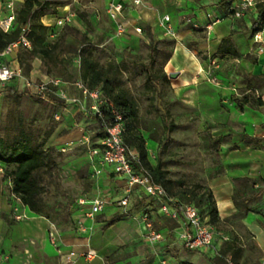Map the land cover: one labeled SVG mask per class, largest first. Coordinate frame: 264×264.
<instances>
[{"label": "crops", "instance_id": "obj_1", "mask_svg": "<svg viewBox=\"0 0 264 264\" xmlns=\"http://www.w3.org/2000/svg\"><path fill=\"white\" fill-rule=\"evenodd\" d=\"M22 1L24 0H16V4ZM107 1L88 0L84 2V9L78 10L71 9L70 4L58 5L56 13L45 14L42 21L52 27L51 43L67 44V40H63L65 36L74 42L77 41L76 39L81 40L82 37L97 48L113 52V58L119 64L126 62L132 65L146 64L152 68V72L143 71L139 76L144 79L151 73L166 74L169 82L165 85L177 95H183V100L187 103L191 101V96H196L194 92L197 89L196 83L205 78L202 73L208 63L220 67L225 61L240 63L247 59L248 54H254L259 58L251 71L261 74L260 71L264 67V53L257 52L254 34L252 44L246 43L247 36H245L247 33L248 36L251 35L249 29L251 24L248 19L251 16L255 18V14L250 12L238 20L229 14L230 0H145L141 6L126 4L123 15L127 31L121 36L117 35L115 26L107 15ZM70 12L74 13V17L67 23L69 29L56 23L59 17ZM165 16L170 18L166 23L172 28L169 34L166 32L167 27L161 24ZM136 28H141V32ZM232 33L234 45L238 48L240 56L218 55L223 39ZM166 42H171L169 46L172 51L166 62L162 64V51L166 48ZM154 48L160 51L159 54H153ZM17 52L18 49L7 58V61L14 66H20ZM59 56V59L67 58L65 53L58 54ZM42 63L43 60L36 57L30 75L46 83L52 79V76L43 68H39ZM159 68L160 70L157 71ZM171 72H178V77L170 78ZM135 73V69H129L125 75L126 77L130 75V79L134 80ZM27 81L35 80L23 75L22 78L11 81L5 86L3 96L13 93L9 86L17 85L16 94L19 96L22 97L25 92L32 96L36 93L37 102L53 108L55 114L54 124L51 127L53 132L48 145L63 151L64 159L58 157V163L62 167L60 177L69 175L67 174L69 172L63 168L64 163L61 164L65 162L71 168L70 176L76 180L77 187L74 192L78 197L61 204L62 208L73 211L71 215L54 219L39 214L15 197L12 181L5 177L4 168L0 165V264H162L163 261L166 264H213L212 259L219 254L223 246H211L207 250L187 248L184 235L189 226L183 215L170 216L162 210V203L152 200L140 187H135L128 204L122 205L120 200L127 195L128 190L124 176L113 173L109 166H105L101 173H95L91 169L89 152L84 156L72 152L66 153L78 144L75 142L76 145L71 146L72 141H77L75 140L77 130L73 128L78 126L84 133L85 127L93 124L94 121L84 114L78 102L61 97L50 100L46 98L47 94L42 95L38 92V85L30 87ZM77 82L80 80L62 82L61 87L69 97L80 99L87 109L92 110L98 104V99L90 94L85 95L83 89L76 85ZM222 84L227 87L225 83ZM134 85L132 82L127 83V88L134 95L144 93V91L139 92ZM232 90H234L231 91L232 95L238 94L235 92L236 88L232 87ZM251 91L252 89H246L244 94ZM145 94L144 97L148 93ZM222 94L227 95L225 91ZM199 96L201 103L204 101L205 93L200 92ZM221 97L220 94H214L210 98L216 101ZM261 99L263 100L261 105L245 109H238L234 106L236 102L223 99V102L230 103L228 127L225 124H220L218 127L238 129L241 130L240 133L264 137V96ZM86 134L87 137L89 133ZM237 146L242 150L252 148L244 145L241 140ZM262 157L255 154L245 157L236 153L232 156L234 160L240 159L241 162L237 165L246 169L244 178L254 180L264 179ZM88 163H90L88 172L83 171V167ZM255 185L259 187L261 184ZM209 186L222 219L234 216L240 211L235 199L241 200L246 194L242 191L238 192L233 186L230 172L213 178ZM99 197L106 199L107 204L100 213L92 215V201ZM248 207L250 208L251 205ZM262 219L260 213L249 211L242 217V224L247 235L254 239L264 257ZM149 223L153 224L161 235L155 241L149 237ZM52 231L56 235L55 241L50 237ZM237 234L240 240L242 236L239 232ZM226 238L230 240L228 236ZM72 252L75 253V259L67 262L66 257Z\"/></svg>", "mask_w": 264, "mask_h": 264}, {"label": "trees", "instance_id": "obj_2", "mask_svg": "<svg viewBox=\"0 0 264 264\" xmlns=\"http://www.w3.org/2000/svg\"><path fill=\"white\" fill-rule=\"evenodd\" d=\"M52 6L53 4L49 0H24L20 3L19 7L16 4V19L12 28L9 31H4L0 28V50L5 49L9 44L25 36L29 40L30 46L20 45L17 52L24 76L30 75L33 61L36 57H39L43 60V70L52 77L58 76L63 82L74 79L85 80L88 81L87 88L90 91L99 90L98 103L101 100L103 101L99 104L100 112L87 108V110H82L86 116L88 115L97 124L98 132L93 136V140H96L97 143L95 149L101 151L103 148L101 142L107 136V126L113 124L116 121L117 114H120L126 127L124 139L130 148H134L139 155V160L134 162L135 167H146L152 174L154 181L163 185L171 197H178L176 200L178 203L196 206L203 221L211 225L208 223L205 215V211H209L212 220L217 215V207L211 190L203 187L201 183L195 184L191 188L175 190V180L170 177V172L168 168L163 166V162L158 160L156 164H153L149 159L147 138L141 134V127L150 132L149 138L157 141L159 144L164 141L155 134V124L158 125V121L151 120L150 122H146V120H141L140 107L137 100L138 95H134L127 88L128 82H132L135 84L134 86L138 84H136L135 78L134 80L130 79V75L126 77L125 72L129 71V69H135L136 77L143 71L152 72V68L146 64L132 65L127 62L119 64L114 58L109 62H101L94 55L96 46L88 43L85 38H81V44L88 46L87 48L83 46L78 50L79 55L77 60L75 59L73 62L68 61V57L59 59L57 52L58 43L56 42L55 45H51L52 43H50L52 27L45 25L42 21V17L47 14V11ZM254 14L253 34L258 29L259 23L264 25V2L258 4ZM61 36L62 34H60ZM152 44H154L153 39ZM170 44L171 42H166V48L162 51V64L166 62V59L171 54L172 48L169 46ZM152 52L155 55L159 54L160 51L154 48ZM226 54L236 57L240 56L238 48L234 45L233 33L225 37L219 47L218 55L224 56ZM70 65L71 67L69 68ZM159 70L160 68L157 69V71ZM156 77L158 79H155ZM168 82L169 78L166 74L156 75L151 73L150 75H146L143 79L145 90L140 95L144 97L145 93H148L149 95L147 94L144 98L147 101L151 100L152 103H155V101L153 102L154 97L152 95L156 92V102L159 105L163 102V90L164 86H166L165 84H168ZM246 82L247 89H262L264 88V74L250 72L246 76ZM9 89L17 96V102L19 103L21 100L19 97L21 96L16 94L18 92L17 85L9 86ZM46 98L56 100L60 99V96L50 90L47 92ZM235 102L239 109L253 107L248 94H244L242 98L236 97ZM262 103L263 100L259 97L257 104L261 105ZM170 116L171 113L164 109L162 121L165 132L168 134L174 127L173 122H168L171 119ZM141 123H144L143 126ZM150 123H152V126ZM52 132L53 129L50 128L41 137V134H38L31 126L20 123L16 133L11 135L0 134V165L4 168L5 177L12 181V190L15 197L22 204L29 206L33 211L50 218L52 216L48 213V209L55 210L59 217L72 214L66 208H62V210H68L67 214L65 212H57L60 210L57 205L48 207L44 201V193L47 186L46 176L48 174L53 175L55 170L60 167L58 157L61 154L56 152L54 146L48 145ZM220 141V136L208 138L204 144L206 152L210 154L217 153ZM241 142L252 148L264 147V137L253 136L248 133L242 134ZM217 173H214L213 177L218 175ZM246 180L253 181L254 184L260 183L259 180H252L250 178ZM182 183V181L179 182V186ZM245 194L247 196L245 195L243 199H235L239 210L244 212L243 216L251 211L248 207L249 203L262 197L264 186L255 194ZM186 195L189 198H186ZM198 197L200 198L197 200ZM193 199L195 200L194 202L192 201ZM152 200L162 203L160 199ZM170 205L173 207L175 202H170ZM237 243L236 239L225 241L219 254L212 259L213 264H230L232 258H239L242 248Z\"/></svg>", "mask_w": 264, "mask_h": 264}, {"label": "rangeland", "instance_id": "obj_3", "mask_svg": "<svg viewBox=\"0 0 264 264\" xmlns=\"http://www.w3.org/2000/svg\"><path fill=\"white\" fill-rule=\"evenodd\" d=\"M49 1L52 2L53 6L47 11V14L56 13L55 11L58 10L57 6L65 4H70V8L73 10L84 9V2L88 0ZM20 3L21 2L17 3L18 7L20 6ZM8 14L9 10L5 5V1L0 0V16L6 17ZM249 19V24H251L249 28L251 35L248 36L249 34L247 33L245 36H247L246 43L252 44L255 18L254 16H251ZM69 28L68 25L65 26V29ZM63 40H67V44H57V52L60 55L65 53L68 57V61L72 62L75 59H78V50L83 46H85V48L88 46L81 44L80 39H76V42L78 43L72 40L70 41L66 36ZM51 41L52 40L50 39V43ZM94 55L95 58L101 62H109L113 59L114 54L109 50L96 47ZM255 56L256 55L254 54H248L247 59L242 60L240 63L225 61L220 67L209 63L205 65L202 73L205 75V78L200 79V82L196 83L197 89L194 91L196 96L193 97L190 95L191 101L189 103L183 100V95H177L175 91H171L167 85L164 86L165 92L163 102L159 105L156 102V92L152 95L154 97L153 102L155 101V103H152L151 100L147 101L141 95V97L139 95L137 96L141 120H146V122H150L151 120L158 121V125L155 124V134L164 141L159 144L157 141L149 138L150 132L141 127V134L147 138L149 159L153 164H156L158 160L163 162V166L168 168L170 172V177L175 180V190L191 188L195 184L200 183L203 187L210 190L209 185L213 178L221 177L225 174H229V172L233 186L236 187L238 192L242 191L251 195L255 194L263 187L264 179L262 178L259 179L261 183L259 187H257L253 181L246 180L247 178H244L243 175L246 169L244 170L243 166L237 165L241 160H234L232 156H234L235 153L242 154L245 157H248L250 154H255L262 155L263 159L264 147L247 148L242 150L237 146V143L242 138L243 133H240L241 130L218 127L220 124H225L228 127L227 119L230 115V109L228 108L230 103L223 102V99L235 102L236 97H243L244 91L247 89L246 76L248 73L252 72L251 70L256 66L257 59L259 58ZM70 67L71 65L69 68ZM39 68H43V63ZM260 72L264 74V67ZM25 77L33 78L35 80L32 81L34 85L42 84L38 77H31V75H25ZM80 81L85 87L88 86V81ZM135 81L137 82L136 84H138V91L143 92L145 90L143 78L141 76H136ZM222 83H225L227 87ZM232 87L236 88L235 92H238V94L232 95L231 91H234L232 90ZM223 91H225L227 95H223ZM200 92L205 93L204 101H201V103L199 96ZM33 93L34 92H32V94ZM34 94L35 95L32 96L26 92L23 93L22 97H19L21 98L19 103L17 102V96L14 93L1 97L0 134L11 135L16 133L21 123L23 125L31 126L38 134H41L40 136L42 137L46 130H49L53 126L55 116L53 108L45 106L42 102H37L38 95L36 93ZM214 94H220L222 97L213 101L210 97ZM248 95L250 96V102L253 107H257V101L259 100L258 95L261 96V98L264 96V88L259 89L258 92L252 89ZM234 106L237 107L236 104ZM164 109L171 113V119H169L168 122L174 123V127L169 134L165 132L164 123L162 121ZM143 124L144 123H141L142 126ZM150 125L152 126V123H150ZM73 129L77 130V137L75 139L77 141H72L73 143H71V146L75 144V142H78V144H75L76 146L73 149H69L66 153L72 152L84 156L89 152L91 155V169L97 173V169L102 167L101 163L103 160V154L101 151L97 153L94 152L97 143L96 140H93V136L98 132L97 124H88L85 127V131L89 133L87 137L86 132L84 131V133H82L78 126ZM214 136L221 137L220 146L218 147L217 153L210 154L206 152L204 144L208 138ZM132 150L137 152L134 148H132ZM56 152L61 154L59 157L63 160V151H59L56 148ZM63 163V168L69 172L67 173L69 175L68 177H60L62 167H59V169L55 170L53 175L48 174L46 176L47 186L46 192L44 193V201L48 207L57 205L60 208L57 212H65L67 214L68 210H62L61 204L69 202L73 198L76 199L78 194L74 192L77 184L76 180L70 176L71 168L70 166H67L65 162H61V164ZM90 163L83 167V171L88 172ZM214 173H217L218 175L213 177ZM181 181L183 183L179 186V182ZM238 197L240 198V196ZM186 198L189 197L186 195ZM199 198L200 197H198L197 200ZM192 201L194 202L195 200L193 199ZM249 205H251V211L262 215V220L264 222V194L261 198L252 201ZM69 211L71 213L73 212L71 209H69ZM48 213L51 214L54 219L60 218L55 210L48 209ZM209 213V211H205L206 219L215 229V239L212 247L223 246L224 242L229 240L226 238L228 236L230 240L236 239L238 241L237 244L242 248L239 258H232V261L235 264H262L264 258L262 252L256 245L254 239L250 235H247L244 225L242 224V217H244L243 211H239L234 216L222 219L219 216L217 209V215L213 220ZM236 231L242 236L240 240H238L240 236Z\"/></svg>", "mask_w": 264, "mask_h": 264}, {"label": "built area", "instance_id": "obj_4", "mask_svg": "<svg viewBox=\"0 0 264 264\" xmlns=\"http://www.w3.org/2000/svg\"><path fill=\"white\" fill-rule=\"evenodd\" d=\"M6 7L9 10V14L6 17L0 16V28L4 31H9L16 19V0H4ZM145 0H108L107 1V15L113 22L117 35L121 36L127 31V24L124 19L123 11L126 4H132L133 6L143 5ZM264 0H230L228 5L229 14L235 18H243L250 12H255L259 3ZM74 17V13L70 12L65 16L59 17L56 23L61 26H65L71 22ZM170 20L168 16L163 18L162 25L167 27V34L172 32V28L166 23ZM138 32H141V28H136ZM254 41L257 52L264 53V25L259 23L258 29L254 32ZM20 45L30 46L29 40L22 36L20 40L9 44L5 49L0 50V97L4 94V88L11 81L23 77V70L21 66H14L7 61V57L15 52ZM62 79L58 77H52L49 82L42 83L37 86L38 92L42 95L47 94L48 91H52L58 96L66 100H72L78 102L82 110H86L85 104L78 98H71L65 90L62 89ZM28 86L32 87L34 84L31 81H27ZM76 85L83 89L85 95L90 94L95 98H99V90L95 89L90 91L80 81ZM93 107V110L100 112L99 104ZM58 118V117H57ZM126 127L123 118L120 114H117L116 121L113 124L107 126V136L102 140L103 148L101 152L103 154V160L101 166L97 169V174L102 172L105 166H109L113 173L124 176L128 183L127 195L120 200L122 205H127L131 193L135 187H140L144 190L145 194L152 199H160L162 201V210L168 213L172 217H183L188 222L189 229L184 235L185 245L190 249H204L207 250L213 244L215 238V230L211 225L206 224L200 216L199 210L192 204L178 203L173 197H171L167 189L154 181L152 174L146 167L136 168L135 161L139 160V155L134 152L124 139ZM94 152H99L95 149ZM175 202V205H170V202ZM106 199L96 198L92 201L91 214L100 213L105 205ZM172 208V209H171ZM150 227L149 237L152 241H155L161 237L160 233L155 230L153 224H148ZM55 231V229H54ZM52 231L50 237L53 241L56 240V235ZM75 253L72 252L67 255L66 261L71 262L75 259ZM162 264H166L165 261ZM230 264H234L230 261ZM264 264V260L262 262Z\"/></svg>", "mask_w": 264, "mask_h": 264}, {"label": "water", "instance_id": "obj_5", "mask_svg": "<svg viewBox=\"0 0 264 264\" xmlns=\"http://www.w3.org/2000/svg\"><path fill=\"white\" fill-rule=\"evenodd\" d=\"M178 72H171L170 74H169V76H170V78H176V77H178Z\"/></svg>", "mask_w": 264, "mask_h": 264}]
</instances>
